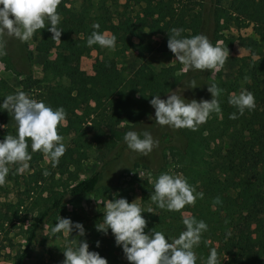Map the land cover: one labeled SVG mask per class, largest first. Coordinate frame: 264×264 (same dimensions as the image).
I'll return each mask as SVG.
<instances>
[{
    "label": "trees",
    "instance_id": "trees-1",
    "mask_svg": "<svg viewBox=\"0 0 264 264\" xmlns=\"http://www.w3.org/2000/svg\"><path fill=\"white\" fill-rule=\"evenodd\" d=\"M78 1L79 6H75L71 0H60L57 11L61 16L58 24L61 40L51 39L52 33L47 29L38 30L32 37L35 51H56V58L47 61L43 69L45 78L56 85H44L43 90H38L42 81L33 75V53L28 43L0 36L1 61L6 70L23 77L22 90L53 109L64 108L66 116L58 125V134L72 137L69 151L75 155L77 168L68 178H57L48 167L34 169L21 184L36 216L26 248L17 254L14 264H27L33 243L43 228L73 201L101 189L120 188L123 175L138 168L147 170L154 178L167 173L166 150L177 160L188 183L204 195L180 211H168L158 208L150 199L153 191L145 189L140 207L147 221L146 234L155 229L166 238H178L185 230L183 219L194 217L208 226L194 248L196 264H206L211 249L217 252L218 264H264V57L245 59L239 67L238 79L255 101V106L244 115L240 116L227 102L221 113L213 112L195 131L155 125V110L150 104L154 95L166 99L168 93L181 86L196 100L213 98L208 88L214 83L206 80L209 70L188 68L181 77L183 80L178 81L174 77L181 70L180 64L157 69L143 62L132 76L126 77L111 59L104 57L102 47L87 46V38L94 31L92 25L98 23V31L116 37L117 52L134 50L145 61L154 51L171 52L167 41L172 28H182L181 37L199 34L201 13H195L184 0H139L145 4L140 13L122 14L116 19L109 4L111 0ZM210 12L215 20L213 44L220 39L221 30L235 21L252 23L254 32L264 39V0H231L226 8L217 3ZM45 25L48 26L47 21ZM86 26L90 32L82 36ZM157 37L159 42L153 40ZM93 50L103 55V59L97 58L94 74L90 75L80 64ZM192 80L196 87L187 88ZM16 91L0 78V104L4 97ZM229 91L226 94L232 92ZM220 98L219 95V102ZM233 112H237V119L229 118ZM150 119H154L152 124L142 127ZM122 123H126V130L119 129ZM0 125H6L0 128L5 137L16 135V121L7 110L0 109ZM136 128L151 131L159 145L149 157L130 150L125 160L124 135ZM166 138H170L167 144ZM28 145L30 162L43 155L32 152L30 139ZM92 149H96L102 165L81 179L77 172ZM10 176L19 182L13 171ZM136 180L141 179L137 176ZM149 209L152 213H148ZM184 213L189 216L183 217ZM9 221L13 219L3 216L0 228ZM119 251L123 252L121 247Z\"/></svg>",
    "mask_w": 264,
    "mask_h": 264
},
{
    "label": "clouds",
    "instance_id": "clouds-1",
    "mask_svg": "<svg viewBox=\"0 0 264 264\" xmlns=\"http://www.w3.org/2000/svg\"><path fill=\"white\" fill-rule=\"evenodd\" d=\"M59 3L60 0H0V36L26 42L38 30L47 29L52 33L51 39L61 40L62 31L58 27L61 16L57 11ZM92 28L94 31L87 38L88 47L98 44L102 48L115 50L114 35L98 31V23H94ZM183 31L182 28H172L169 33L167 47L174 53L175 61L183 64L185 69L201 71L218 70L224 65L230 54L229 49L214 45L203 33L190 38L181 37ZM190 83L191 86L187 88L196 87L195 80ZM208 91L213 97L210 101H187L179 90L168 93L166 99H162L161 95L152 96L150 104L155 110L154 124L172 129L197 130L213 112L222 111L218 100L222 90L211 84ZM228 103L237 109L240 116L255 106L253 94L243 86L238 94L232 93L229 96ZM0 109L7 110L17 125L15 136L8 134L0 140V183L9 174L11 165L18 166L17 173H23L29 168L28 162L32 159L27 150L29 139L32 152H42L53 162V166L59 162L66 152L64 138L58 134V125L62 124L66 116L63 107L53 109L44 101L30 98L26 92L17 90L4 97ZM229 118L237 119V112L231 113ZM5 127L0 125V128ZM124 141L129 150L143 156L149 155L159 145V140L148 130L128 131ZM203 195L202 192H196L182 173H161L154 183L150 199L160 209L180 211L186 205L194 204L197 197L203 198ZM137 200L131 203L123 197L108 200L102 223L97 225V230L106 235L111 230L116 245L122 248L130 264H196L194 248L199 245L202 232L207 231L206 222L194 217L183 219L185 230L174 239L166 238L163 232L155 229L146 234L147 221ZM219 202L217 197L216 203ZM148 213H152V210L149 209ZM73 230L78 232L79 237L86 235L83 224L74 223L70 218L59 217L52 228L53 233H62L65 237L72 234ZM72 242L75 243V239ZM96 247H100V241L96 242ZM89 248L86 239H79L78 247L64 250L63 264H108L106 258ZM206 264H218L215 249L210 250Z\"/></svg>",
    "mask_w": 264,
    "mask_h": 264
},
{
    "label": "rangeland",
    "instance_id": "rangeland-1",
    "mask_svg": "<svg viewBox=\"0 0 264 264\" xmlns=\"http://www.w3.org/2000/svg\"><path fill=\"white\" fill-rule=\"evenodd\" d=\"M194 9L195 13H201V26L200 33L208 36L210 42L214 38L215 20L211 15L210 8L221 3L223 7H228L231 0H184ZM71 3L75 6H79L78 0H71ZM111 9L115 18H119L122 14L135 16L140 13L144 7V3L139 0H111ZM235 16V15H234ZM225 22L221 21V25ZM90 27H84L82 36L88 35ZM111 36L110 32H106ZM219 40L214 44L222 49L228 50L229 55L225 60L224 65L218 70H209L208 80L214 83L219 89L220 93V107L228 102L229 96L232 93H239L242 88V81L238 79V70L243 60H256L264 57V39H261L253 29V24L249 22L239 23L230 22L227 28H223L219 33ZM156 42L160 41V37L153 39ZM29 45V49L33 53V75L36 79L42 81L38 85V90H43L44 85H56V82L45 78L43 69L47 61L54 60L56 58V51L52 50L49 53H40L35 51L36 43L30 38L26 41ZM116 45L115 50L103 48L104 57L107 56L118 67V69L126 76H132L137 69L145 62L146 64L160 69L171 65H181V70L175 74V80L182 81L181 78L186 72L185 66L179 61H175V55L172 52L154 51L146 56L143 61L134 50L127 51L125 53H119ZM1 55V54H0ZM103 59V55L99 56L98 52L93 50L89 56L81 59V68L86 73L94 74L93 67L97 58ZM0 78H3L9 85L17 90L23 89V77L6 70L4 63L0 58ZM232 91L229 95L226 94L227 90ZM184 96L187 101L195 99L191 98L190 93H186V90H182L181 86H178L174 91H178ZM229 91V92H230ZM30 96V94H28ZM196 100V99H195ZM197 101H200L197 100ZM152 120H145L142 127L152 124ZM126 123H122L119 129L126 130ZM140 128L132 129L137 131ZM130 130V131H132ZM5 138L4 132H0V140ZM63 143L66 146V152L59 159V162L53 166V162L46 158L45 155L38 156L37 159L29 161V168L23 173H17L14 165L10 166V171L14 172V175L18 177L19 182H15L11 179L10 172L6 176L3 183H0V221L3 216L12 218V222H7L0 228V264H14L16 262V256L22 252L27 245V241L30 237L31 228L35 223L36 212H32L30 207V199L24 194V186L21 184L25 178L33 172L34 169L42 167L50 168L51 172L56 173V177L68 178L70 173L76 172L75 155H73L69 149L72 147V137H63ZM170 138L164 139L165 143L169 142ZM167 158V167L169 174L181 173V167L177 164V160L173 158L172 153L168 150L165 151ZM130 155V150L124 149V159L127 160ZM147 157H149L147 155ZM135 160V157L133 158ZM63 163V164H62ZM62 164V169L60 168ZM102 165L99 154L96 149H92L88 153V157L81 164L79 169V177L84 179L92 175ZM141 180H136V177ZM158 178V177H157ZM157 178L152 177L149 172L143 168H138L133 173H125L121 179V187L118 189H101L95 194L83 196L72 203L68 204L65 210L55 219L50 221L42 230L37 240L33 243L30 250V258L27 264H63L65 260L64 250L68 247L75 249L78 247L79 239H86L89 243V250L98 252L102 257L108 260V264H130L125 258L123 252L119 251V247L115 243V239L111 230L108 234H104L102 231L97 230V225L102 223L105 204L108 200H114L116 198H126L130 203L137 200V203L141 206L142 195L145 189L149 191L154 190V183ZM23 203V205H20ZM189 213H184L183 217H188ZM70 218L74 223L79 222L83 224L86 235L85 237H79L76 230H73L72 234L65 237L62 233H53L52 228L55 226L58 218ZM75 239V243H73ZM100 241V247H96V242Z\"/></svg>",
    "mask_w": 264,
    "mask_h": 264
}]
</instances>
